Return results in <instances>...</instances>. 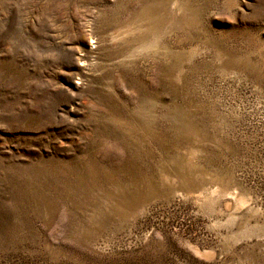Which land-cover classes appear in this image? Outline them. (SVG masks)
Instances as JSON below:
<instances>
[{"label":"rangeland","instance_id":"obj_1","mask_svg":"<svg viewBox=\"0 0 264 264\" xmlns=\"http://www.w3.org/2000/svg\"><path fill=\"white\" fill-rule=\"evenodd\" d=\"M0 264H264V0H0Z\"/></svg>","mask_w":264,"mask_h":264}]
</instances>
